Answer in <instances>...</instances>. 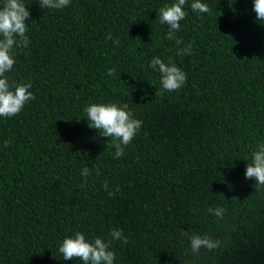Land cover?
I'll use <instances>...</instances> for the list:
<instances>
[{"label": "trees", "instance_id": "obj_1", "mask_svg": "<svg viewBox=\"0 0 264 264\" xmlns=\"http://www.w3.org/2000/svg\"><path fill=\"white\" fill-rule=\"evenodd\" d=\"M23 2L30 43L6 75L31 83L35 99L0 117V264H83L59 251L76 232L112 240L114 264H264V187L245 178L264 144L254 0H201L208 13L187 0L172 40L158 16L176 0H71L59 10ZM189 44L191 54H177ZM154 56L186 72L181 89H162ZM108 103L142 121L118 159L84 111ZM216 207L222 220L209 212ZM184 231L222 246L194 254Z\"/></svg>", "mask_w": 264, "mask_h": 264}, {"label": "clouds", "instance_id": "obj_2", "mask_svg": "<svg viewBox=\"0 0 264 264\" xmlns=\"http://www.w3.org/2000/svg\"><path fill=\"white\" fill-rule=\"evenodd\" d=\"M187 0H176L171 6H165L159 10V21L162 25L168 26L167 38L175 39V34L181 29V22L186 18ZM71 0H39L40 7L45 9H63L69 6ZM192 12L208 13L209 6L201 0H193L190 5ZM257 22L264 23V0H254V9ZM31 18L30 11L23 0H4L0 5V117H14L18 115L25 105L34 100L35 96L30 91L33 87L31 83L11 84L6 73L13 70L16 60L15 54L18 49L27 48L30 41L26 33L28 32L27 21ZM106 39L113 37L109 34ZM119 40L115 44L119 45ZM176 44L181 45L183 41L176 39ZM192 45L178 49V55L191 54ZM150 67L153 71L161 75L160 84L163 90L173 92L178 91L187 82V74L178 67L171 58L164 62L159 56L152 57ZM115 69H109L107 75L112 76ZM160 92L157 91L156 95ZM89 127L99 131L103 137L110 138L112 143L108 147H115V158L124 155V149L131 144L142 127V121L135 119L127 104L118 106L115 103L90 104L84 109ZM109 139V140H110ZM9 142H4L7 148ZM251 162H248L245 178L256 181L255 187H264V144L259 145L258 149L251 153ZM82 176L87 180L90 174L89 168L82 170ZM105 190L108 184L104 185ZM117 191L119 189L117 188ZM114 195V193H109ZM209 212L218 219L224 218L226 209L216 207L209 209ZM183 235L190 241L191 250L194 254H199L201 249L209 252L219 250L222 241L213 239L208 235H189L184 231ZM111 237L114 240H122L128 243L122 230H113ZM112 240L105 242L103 238L97 237L92 241L86 239L85 234L76 232L72 237H66L59 251L64 260L79 259L83 264H114L116 254L110 250Z\"/></svg>", "mask_w": 264, "mask_h": 264}]
</instances>
